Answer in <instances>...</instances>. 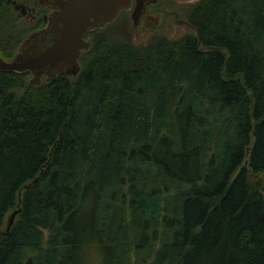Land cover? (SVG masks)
I'll return each mask as SVG.
<instances>
[{
    "label": "trees",
    "instance_id": "16d2710c",
    "mask_svg": "<svg viewBox=\"0 0 264 264\" xmlns=\"http://www.w3.org/2000/svg\"><path fill=\"white\" fill-rule=\"evenodd\" d=\"M183 6L178 37L87 31L75 76L0 71V264H264V0ZM12 8L6 59L44 24Z\"/></svg>",
    "mask_w": 264,
    "mask_h": 264
},
{
    "label": "water",
    "instance_id": "95a60500",
    "mask_svg": "<svg viewBox=\"0 0 264 264\" xmlns=\"http://www.w3.org/2000/svg\"><path fill=\"white\" fill-rule=\"evenodd\" d=\"M159 0H37L39 6L49 10L45 24L28 33L10 59L0 56V71L25 72L28 83L39 85L57 75L75 76L80 71L79 57L90 47L84 38L89 30L101 29L112 23L121 13L128 12L131 27L136 35L140 16L146 6ZM178 4H191L198 0H173ZM20 14L28 10L16 0H10ZM186 23L188 21L186 20ZM188 25L194 29L189 23ZM133 43L134 40L132 39ZM36 179L33 180L35 182ZM18 209L11 212L5 231L9 230Z\"/></svg>",
    "mask_w": 264,
    "mask_h": 264
},
{
    "label": "rangeland",
    "instance_id": "374dc122",
    "mask_svg": "<svg viewBox=\"0 0 264 264\" xmlns=\"http://www.w3.org/2000/svg\"><path fill=\"white\" fill-rule=\"evenodd\" d=\"M159 1L166 2L167 0H159ZM16 2L18 4H23L25 7L30 8V9L34 5L33 0H16ZM169 2L171 3L168 4V1H167V10L169 9L174 10L176 12V18L174 17L172 19V17L169 16L168 18L165 17L166 20L165 19L158 20L157 17L154 15L151 18V20L149 19V22H151V24L149 22H148L149 24L148 23L144 24L143 22H140L138 24L139 26H138V29L136 30L137 31L136 35L134 34V30L132 29L133 31V32L131 31L132 34L131 35L128 34L127 36V32H130V30L126 29L125 24L128 22V25L131 26V23L128 17V12H126L125 14H121L114 22L105 26L106 28L104 27V29H106L107 33L111 34L112 36H121L122 38H125V39L127 38L133 39L134 43L138 45L142 43H146L147 40L150 38V34L152 35V33H155V32H159L160 34H163L164 36L169 37V38L178 37L185 33H189L191 31L193 32L194 29H192L188 25V23L186 24L187 8L183 6L184 4H178L174 2L173 0H169ZM13 11L15 14L18 15V13H16L15 10ZM20 17H21L20 24L28 25L29 17L23 16V15H20ZM172 22H174L175 24H172ZM100 254L95 248H88L87 250L84 249L80 253L79 256L78 254H76V257H78L76 260V264H79L77 262L81 258L82 259H81L80 264H100L102 262V260L100 262Z\"/></svg>",
    "mask_w": 264,
    "mask_h": 264
},
{
    "label": "flooded vegetation",
    "instance_id": "af4514ba",
    "mask_svg": "<svg viewBox=\"0 0 264 264\" xmlns=\"http://www.w3.org/2000/svg\"><path fill=\"white\" fill-rule=\"evenodd\" d=\"M36 1H37V0H33L34 5L31 7V9L26 7L28 11H27L24 15H23V14H21V15L29 17V18H28V21H33V20H36V18L38 19V18L40 17V18L42 19V21H44V24H45V20L43 19V17H44V15H47V13H48L49 11L40 8L38 2L36 3ZM132 1L134 2L135 0H132ZM160 2H161V1H158V2L150 3L149 5H147V6H146V9H145V12L142 13L141 16H140V20H139V21H140V22H143L144 24H147V23L149 22V19L152 18L154 15L157 17L158 20H161V19H165V20H166V18H168L169 16H171L172 19H173L174 17H176V12H175L174 10H171V9L167 10V2H165V3H163V2L160 3ZM161 4H162V5H161ZM164 4H165V5H164ZM40 10H41V12H40ZM45 11H46V12H45ZM18 12H19V11H18ZM42 12H44V13H42ZM163 14H164V15L166 14L168 17L163 16ZM30 16H31V17H30ZM162 16H163V17H162ZM165 17H166V18H165ZM140 22H139V23H140ZM184 23H185V21H184ZM44 24H43V25H44ZM186 24H187V23H186ZM43 25H42V26H43ZM42 26L30 30L29 33H31L32 31L38 30V29L41 28ZM84 38H85L86 40H88V39L86 38V35H84Z\"/></svg>",
    "mask_w": 264,
    "mask_h": 264
},
{
    "label": "bare ground",
    "instance_id": "6f19581e",
    "mask_svg": "<svg viewBox=\"0 0 264 264\" xmlns=\"http://www.w3.org/2000/svg\"><path fill=\"white\" fill-rule=\"evenodd\" d=\"M167 1H168V4L171 3V2H169V0H167ZM167 1H166V2H167ZM36 3H37V1H36ZM160 3H161V2H160ZM163 3H165V2H163ZM161 5H162V4H161ZM164 5H165V4H164ZM187 5H188V4H187ZM189 5H190V4H189ZM177 6H179V5H177ZM40 8H41V7H40ZM42 9H43V8H42ZM48 11H49V10H48ZM40 12H41V10H40ZM45 12H46V11H45ZM42 13H44V12H42ZM47 14H48V13H47ZM163 16L168 17L166 14H165V15L163 14ZM163 16H162V17H163ZM30 17H31V16H30ZM175 18H176V17H175ZM150 20H151V18H150ZM152 20H153V19H152ZM174 22H175V21H174ZM174 22H172V24H175ZM149 23L151 24V22H149ZM149 23H148V24H149ZM156 23H158V22H156ZM152 24H153V23H152ZM160 24H161V23H160ZM157 25H158V24H157ZM151 27H152V26H151ZM172 28H173V26H172ZM174 29H175V27H174ZM141 30H142V29H141ZM154 30H155V29H154ZM130 31H131V28H130ZM143 31H144V30H143ZM146 31H147V30H146ZM132 32H133V31H132ZM152 32H153V31H152ZM154 32H155V31H154ZM144 33H145V32H144ZM152 34H153V33H152ZM147 35H148V34H147ZM150 37H152L151 34H150ZM146 38H147V37H146ZM132 42H133V41H132Z\"/></svg>",
    "mask_w": 264,
    "mask_h": 264
}]
</instances>
